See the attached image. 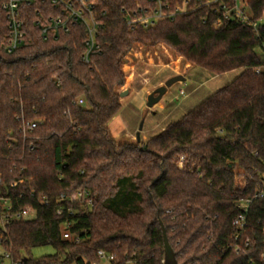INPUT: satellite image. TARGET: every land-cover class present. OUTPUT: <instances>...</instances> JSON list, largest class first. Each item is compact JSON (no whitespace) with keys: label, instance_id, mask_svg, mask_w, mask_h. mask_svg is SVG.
Listing matches in <instances>:
<instances>
[{"label":"trees","instance_id":"trees-1","mask_svg":"<svg viewBox=\"0 0 264 264\" xmlns=\"http://www.w3.org/2000/svg\"><path fill=\"white\" fill-rule=\"evenodd\" d=\"M245 2L256 29L216 26L207 8L131 28L128 15L150 0H96L102 48L89 64L82 26L45 39L29 20L22 47L8 53L0 8V193L13 211H36L3 227L0 205V246L13 263L91 264L105 250L112 264H164L162 223L179 264H264V198L252 201L239 240L233 226L264 174V0ZM160 41L214 75L240 74L144 143L116 139L109 123L122 108L124 59ZM78 190L90 195L61 199ZM41 246L56 253L32 257Z\"/></svg>","mask_w":264,"mask_h":264},{"label":"built area","instance_id":"built-area-1","mask_svg":"<svg viewBox=\"0 0 264 264\" xmlns=\"http://www.w3.org/2000/svg\"><path fill=\"white\" fill-rule=\"evenodd\" d=\"M153 6L140 8L138 11L128 15L127 23L131 28L142 26L144 28H153L161 20H173L176 16L200 9L207 8L210 12L218 17L216 26L222 25L224 20L228 21H241L247 25L257 28L259 23L252 21L248 12L245 0H236L231 4L230 0H182V3H176L172 8L171 0H150ZM193 1V6L191 3ZM0 8L5 14L7 22V36L5 39L6 50L12 53L22 47L25 36L26 26L29 20L33 21L36 26L41 30L45 39L51 35L59 33H70L73 28L82 26L85 33V52L82 59L85 63L89 64L91 56L95 52H99L102 45L99 41V34L102 27L101 14L98 11L96 0H0ZM184 92L181 91V95ZM83 105V101H79ZM27 127L32 130L36 127V123H27ZM120 136L119 138H121ZM116 138V139H119ZM240 188L246 186L245 176L241 174ZM17 183L11 186L15 187ZM260 189L257 191L253 199H241L240 207L242 212L233 221V226L237 229L235 236L239 240L248 229V212L249 207L254 199L264 198V174L260 178ZM2 186V179L0 176V191ZM90 194L87 191H75L69 197L62 195V200H68L69 203L80 202L87 199ZM47 203V201H43ZM88 203H90L88 201ZM0 205L2 211V226L11 223L13 220L28 221L36 217V211L22 208L13 211V207L9 198L0 193ZM62 210L58 209V214ZM71 213H74L71 211ZM70 224H67L64 232L65 239H72L74 235L69 231ZM247 241V244L248 245ZM237 252L241 251L239 245L234 246ZM6 258L11 259L9 253H5ZM99 262L91 264H99L102 260H107L110 264L115 260V256L99 250L97 252ZM264 260V254H263Z\"/></svg>","mask_w":264,"mask_h":264},{"label":"rangeland","instance_id":"rangeland-1","mask_svg":"<svg viewBox=\"0 0 264 264\" xmlns=\"http://www.w3.org/2000/svg\"><path fill=\"white\" fill-rule=\"evenodd\" d=\"M122 69L126 76V83L120 91H128V94L121 97L122 108L109 123V131L113 137L120 131L121 138L137 143H144L162 132L170 123L180 120L203 100L228 85L240 74V71L236 70L214 75L205 69L193 66L164 41L147 46L136 44L125 57ZM262 70L264 71V66ZM177 75L183 76L185 80L168 88L162 99L149 108L148 96L164 85L169 78ZM181 91L184 92L183 95ZM139 131L140 142L136 139ZM240 174L243 175L242 172ZM240 174L239 184H241ZM55 253L52 246L36 247L31 252L34 258ZM4 256V250L0 246V264H19L13 263L11 259ZM99 264L110 263L102 260Z\"/></svg>","mask_w":264,"mask_h":264},{"label":"water","instance_id":"water-1","mask_svg":"<svg viewBox=\"0 0 264 264\" xmlns=\"http://www.w3.org/2000/svg\"><path fill=\"white\" fill-rule=\"evenodd\" d=\"M185 78L181 75H177L174 77L169 78L164 85L158 87L155 91H153L147 98V106L149 108H152L155 104H157L162 97L165 95V93L167 92V89L170 88L171 86H173L175 83L177 82H181L184 81ZM128 94V91H122L120 93V97H124L125 95ZM142 130V126L140 127V131ZM140 131L137 133V141L140 142L141 138H140ZM162 226V230H163V239H164V264H179L177 258H176V254L173 250V248L171 247L168 237H167V233L166 230L163 226V224L161 223Z\"/></svg>","mask_w":264,"mask_h":264},{"label":"crops","instance_id":"crops-1","mask_svg":"<svg viewBox=\"0 0 264 264\" xmlns=\"http://www.w3.org/2000/svg\"><path fill=\"white\" fill-rule=\"evenodd\" d=\"M115 138H119L120 137V131L117 132L115 135H114Z\"/></svg>","mask_w":264,"mask_h":264}]
</instances>
